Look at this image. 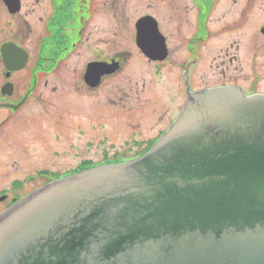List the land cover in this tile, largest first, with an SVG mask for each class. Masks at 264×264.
Masks as SVG:
<instances>
[{
    "label": "water",
    "instance_id": "95a60500",
    "mask_svg": "<svg viewBox=\"0 0 264 264\" xmlns=\"http://www.w3.org/2000/svg\"><path fill=\"white\" fill-rule=\"evenodd\" d=\"M0 264H264V95L203 91L139 158L29 193L0 216Z\"/></svg>",
    "mask_w": 264,
    "mask_h": 264
},
{
    "label": "flooded vegetation",
    "instance_id": "af4514ba",
    "mask_svg": "<svg viewBox=\"0 0 264 264\" xmlns=\"http://www.w3.org/2000/svg\"><path fill=\"white\" fill-rule=\"evenodd\" d=\"M256 1L146 0L145 9H135L129 18L123 13L125 0H0V216L41 188L43 177L47 184L69 176L68 169L58 173L36 163L43 130L53 127L43 126L42 114L58 113V95L69 93V81L59 87L57 78L70 56L77 53L83 61L81 78L88 90L119 76L129 58L123 37L156 74L171 71L168 78L179 89L178 113L157 134L136 142L144 145L137 153L112 159L137 157L165 133L192 96L218 89L264 95L255 85L242 84L249 79L250 62L261 59L260 49L250 57L248 36L250 17L256 26L255 17L264 13ZM144 18L141 28H157L160 34L161 40L152 36L149 44L162 48L153 53L161 59L146 56L137 44V24ZM257 28L264 42V24ZM102 66L103 74L85 81L89 68L96 73Z\"/></svg>",
    "mask_w": 264,
    "mask_h": 264
},
{
    "label": "rangeland",
    "instance_id": "374dc122",
    "mask_svg": "<svg viewBox=\"0 0 264 264\" xmlns=\"http://www.w3.org/2000/svg\"><path fill=\"white\" fill-rule=\"evenodd\" d=\"M125 1L126 17L132 18L135 9L138 12L145 9L146 0H134L133 4L132 0ZM257 2L255 5L259 3L264 10V0ZM252 18L248 29L250 57L260 49L261 59L256 64L250 62L249 79L242 84L248 88L255 85L256 90L264 92V42L257 28L264 24V13L255 17L256 26ZM122 40L129 54L126 55L128 62L119 76L106 80L99 89L88 90L82 83L83 61L77 53L70 56L68 67L58 72V86L68 80L69 93L58 95L57 105L62 107L58 113L42 114L43 126L53 127L43 130L42 140L37 145L40 159L36 165L40 169L58 173L68 169L72 174L77 169L116 160L112 158L119 154L128 157L144 147L143 144L137 146L136 142L157 134L167 124V119L178 113L175 100L179 99V89L177 83L168 78L171 71L156 74L140 51L132 48L127 38ZM79 51L84 57V48ZM105 158L107 160H103ZM48 180L43 177L41 183L44 185Z\"/></svg>",
    "mask_w": 264,
    "mask_h": 264
}]
</instances>
